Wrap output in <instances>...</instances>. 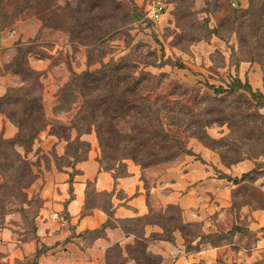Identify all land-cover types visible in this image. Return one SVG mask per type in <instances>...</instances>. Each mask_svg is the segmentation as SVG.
<instances>
[{
    "label": "rangeland",
    "instance_id": "obj_1",
    "mask_svg": "<svg viewBox=\"0 0 264 264\" xmlns=\"http://www.w3.org/2000/svg\"><path fill=\"white\" fill-rule=\"evenodd\" d=\"M151 1L0 0V86L4 91L0 98L10 89H35L38 96L42 95L50 123L33 140L28 152L17 148L36 176L33 184L22 191L23 196H13L7 190L0 194L3 206L0 225L17 231L20 236L25 235L22 240L33 239L36 234V218L44 201L36 184L47 183L50 172L67 174V183L71 184L81 173L80 166L89 159L104 169H114L119 176L126 174L130 167L141 168L130 150L113 143L120 140L118 137L112 142L104 140L105 146H102L94 128L90 133L78 136L70 127L83 100L76 94V99L68 105L61 100L60 89L74 74L95 72L103 65L122 63L123 74L132 72L131 75L142 79H145L143 75L153 77L150 83L148 79L144 82L151 87L146 94L153 101L166 98L170 104L174 101L185 103L187 99L186 107L193 113L198 112L194 96L214 97L209 86L226 87L236 68L244 83L247 81L254 91L264 93V66L258 63V55H264V52L248 41L240 42L239 23L236 22L241 10L249 8V0H162L166 12L158 23L147 18ZM171 64H182L183 67ZM130 66L133 67L130 69ZM185 90L191 92L189 97L181 96ZM5 110L10 109L5 107ZM260 112L264 116V109ZM0 115L4 124L15 128L14 134L7 136L3 125L0 137H13L16 127L4 114ZM160 120L168 136L179 145L150 140L145 143L149 154L163 158L174 155L176 148H189L193 139L189 133L171 125L164 111L160 113ZM232 127L235 126L228 123L213 124L206 133L215 139L228 137ZM118 129L121 135L131 133L126 124ZM260 135L264 136V126L259 123L252 137ZM78 139L85 146H76ZM169 145L171 148L168 149ZM131 147L134 149L135 145ZM76 152L78 155L74 157ZM258 164L249 179L236 189V198L227 212L212 216L218 222L216 228H210L225 234L238 224L247 227L251 233L225 235V245L216 250L208 247L204 255L194 256L190 264H264V227L257 229L261 224L264 226V215L261 221L253 216L255 211H264V159L258 160ZM2 183L0 175V186ZM94 201L105 205L108 198L96 195ZM90 202L86 208L93 206ZM177 218L178 212L175 220ZM141 224L136 230L133 226L127 229L135 231L140 238L143 235ZM145 233L147 237L152 234L153 239L162 235L156 226L147 227ZM174 234L177 247L181 234L178 231ZM130 236L132 239L126 245L139 240ZM144 250L130 256L123 252L116 263L144 264L133 258L140 259L145 254L152 257V264H173L176 260L175 255L166 253L165 244L160 240H151L147 252ZM34 263L32 258L16 262Z\"/></svg>",
    "mask_w": 264,
    "mask_h": 264
},
{
    "label": "trees",
    "instance_id": "obj_2",
    "mask_svg": "<svg viewBox=\"0 0 264 264\" xmlns=\"http://www.w3.org/2000/svg\"><path fill=\"white\" fill-rule=\"evenodd\" d=\"M72 16L73 14L70 15L71 20ZM236 22L239 23L240 42L248 41L250 45H254L258 50L264 52V0H249V8L241 10ZM78 27L82 26L79 25ZM263 57L264 55H258L260 58L258 63L261 66H264ZM171 65L183 67L182 64ZM131 67L133 66H130V69ZM124 69L122 63H112L103 65L99 71L80 75L74 74L70 81L60 89L61 100L68 105L76 99V94H79L83 100L82 106L70 125L72 129L76 130L78 136L88 134L94 128L102 146H105L104 140L112 142L116 140L114 137H118L120 140L113 143L124 145L125 149L130 150L133 159L141 165V169L169 163L176 160L181 154L195 156L197 160L205 163L202 158L183 146L176 148L174 155L163 158L148 153L145 143L150 140H156L157 143L167 141L166 143L179 145L178 141L168 136L161 124L160 113L164 111L171 125L183 128L186 133L190 134L191 138L198 140L204 147L217 154L225 167H231L245 160L255 163V168L240 178H232L224 173H219L220 178L239 185L245 183L255 172L259 165L258 160L264 159V136L252 137L259 123L260 126H264V116L260 112L264 109V93L259 90L254 91L249 82L244 83L241 79L240 70L237 71L238 68L235 69V74L226 87L209 86L214 92V97L194 96L193 101L198 106L197 113H193L186 107L187 99L185 103L174 101L170 104L166 102V98L153 101L146 94L147 91L150 92L151 87L144 84L146 79L150 83L153 77L143 75L145 79L136 78L133 74L131 75L132 72L123 74L122 70ZM28 78L32 79V76ZM190 94V91L185 90L181 96L189 97ZM203 104L204 107L201 106ZM0 107H2L0 113L4 114L17 129L16 134L11 138L0 137V175L3 179L0 194L2 190H7V193L11 192V195L19 197L23 196L22 191L24 189L33 184L36 176L32 173L24 157L17 151V148H22L28 152L33 140L50 123L45 114L42 95L38 96L35 89L8 90L0 98ZM5 107L10 110H5ZM223 123L235 126L231 128L232 134L230 136L215 139L206 133L209 126ZM122 124L129 127L130 134L121 135L119 133L118 128ZM239 131L240 133H238ZM132 144L135 145L134 149L131 147ZM75 145L85 146L79 139L75 141ZM169 148L171 145L168 146ZM11 155L14 158H11ZM73 155L77 157L78 154L76 152ZM99 167L101 170L111 173L115 180L129 175L128 170H126V174L119 176L114 169H104L100 164ZM236 193L235 189L232 192L233 201L236 198ZM96 195H106L108 198L106 204L95 203ZM111 197L112 193L97 194L93 188V183L87 182L83 215L91 209L99 207L109 217H112ZM91 200L96 205L93 204L90 208H86ZM173 208L175 211L172 210ZM2 210V200H0V211ZM177 212L179 218L175 220ZM181 215V209L178 206L168 205L166 210L158 213L150 209L147 215L119 221L126 235L134 236L135 240L138 238L135 231H131L127 227L133 226V229L136 230L142 223L143 235L138 238V241H134L133 244H128L124 248L119 244L111 246L106 253V264H117L116 259L120 254L123 255V252L130 256L144 248L145 253L151 240H160L174 245L176 240L174 233L176 231L181 234L185 253L199 251L205 245H210L213 248L222 247L227 241L225 235L235 236L246 232L251 233L247 227L238 224L233 225L225 234L221 232L206 233L201 223H184ZM167 216L170 218L167 219ZM135 222L136 224H133ZM167 222L172 226H169ZM111 226L114 225L109 220L100 229L86 231L84 234L90 237H98L104 233L106 228ZM149 226H156L162 231L159 239H153L152 234L149 237L146 236L145 231ZM0 228L4 227L0 225ZM262 230L264 231V228ZM43 249H39L32 257L35 260L34 264H37V259L44 253ZM124 249L125 251H123ZM151 259L152 257L147 254L140 259L133 258L135 262L144 264H152Z\"/></svg>",
    "mask_w": 264,
    "mask_h": 264
},
{
    "label": "crops",
    "instance_id": "obj_3",
    "mask_svg": "<svg viewBox=\"0 0 264 264\" xmlns=\"http://www.w3.org/2000/svg\"><path fill=\"white\" fill-rule=\"evenodd\" d=\"M3 93L0 86V96ZM3 125L7 136L14 134L15 128L4 124L0 115V128ZM189 145V149L205 163L195 156L181 155L174 161L151 168L130 167L127 177L115 180L111 173L101 170L97 162L89 159L80 166L81 173L75 176L72 184L67 183V174L50 172L47 183L36 184L44 201L36 218L35 237L22 240L23 236L17 231L0 228V264L29 260L41 248L45 249L37 264H106V253L111 246H124L132 239L119 221L147 215L150 209L162 211L168 205L181 209L184 223H201L206 233L213 232L210 228H216L218 221L212 216L227 212L233 202L232 192L242 185L220 178L219 173L240 178L254 169L255 163L245 160L225 167L219 156L196 140L191 139ZM87 182L93 183L97 194L112 193V217L99 207L83 215ZM263 215L264 211L253 212L260 221ZM109 220L114 226L106 228L102 235L90 237L84 234L100 229ZM261 227L264 226L261 224L257 229ZM180 239L177 247L160 241L165 244L167 254L175 255L173 264H190L194 256L204 255L208 247L221 248L205 245L194 251L195 254L185 253L181 236Z\"/></svg>",
    "mask_w": 264,
    "mask_h": 264
},
{
    "label": "built area",
    "instance_id": "obj_4",
    "mask_svg": "<svg viewBox=\"0 0 264 264\" xmlns=\"http://www.w3.org/2000/svg\"><path fill=\"white\" fill-rule=\"evenodd\" d=\"M166 12V5L162 0H152L147 8V18L154 22L158 23L162 20ZM57 217V215H55Z\"/></svg>",
    "mask_w": 264,
    "mask_h": 264
}]
</instances>
